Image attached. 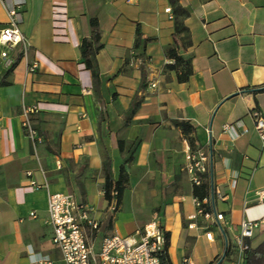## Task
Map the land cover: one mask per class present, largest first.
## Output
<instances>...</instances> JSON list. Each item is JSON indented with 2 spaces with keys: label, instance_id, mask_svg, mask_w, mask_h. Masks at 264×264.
<instances>
[{
  "label": "crops",
  "instance_id": "1",
  "mask_svg": "<svg viewBox=\"0 0 264 264\" xmlns=\"http://www.w3.org/2000/svg\"><path fill=\"white\" fill-rule=\"evenodd\" d=\"M24 2L18 29L29 48L13 50L18 61L9 74L0 58V264H63L46 211L48 195L58 193L90 209L97 227L83 232L95 249L104 237L134 235L155 219L168 235L170 264L219 262L223 236L214 219L196 212L184 171L190 146L175 122L188 123L190 148L208 154L203 181L208 177L207 198L227 236L243 220L264 219L257 195L264 141L249 117L251 110L264 117V0ZM7 8L0 0V29ZM91 20L102 44L96 83L79 49ZM170 47L190 66L183 82L180 68H167ZM33 106L34 142L21 127L23 109ZM234 123L247 131L236 139L222 130ZM106 159L113 180L120 166L128 177L114 212L103 193ZM30 181L47 188L35 190ZM262 234L256 230L249 244Z\"/></svg>",
  "mask_w": 264,
  "mask_h": 264
},
{
  "label": "built area",
  "instance_id": "2",
  "mask_svg": "<svg viewBox=\"0 0 264 264\" xmlns=\"http://www.w3.org/2000/svg\"><path fill=\"white\" fill-rule=\"evenodd\" d=\"M136 0H125L131 4ZM3 4H8L7 21L0 29V58L5 65L10 68L14 64L11 56L16 48H20L25 54L29 48V42L18 29L21 18L24 0H2ZM170 13V8L165 9ZM37 69V62H31L27 71L34 73ZM154 86V85H152ZM37 112V108L27 107L23 109V119L21 127L25 137L35 141L36 132L33 129L29 116ZM254 129L261 141H264V117L258 110L249 112ZM224 133L236 139L246 133V129L240 128L237 123L225 124L222 127ZM184 171L192 186H199L203 182V176H207L208 154L201 148L191 149L187 147L184 152ZM208 180V177H207ZM33 189L47 188V184L38 185L30 181ZM261 200L264 197V189L258 193ZM111 210H114L115 202L112 201ZM196 212L205 220L214 219L218 223L219 230L223 236L225 245L224 257L229 259L230 264H244L246 251L249 250V240L253 238L256 230H264V219L243 220L239 224L238 232L230 238L224 232L219 222L223 220V215L217 213L209 198L199 200L193 198ZM48 222L52 226V244L61 254L63 264H161V256L165 251V236L158 222L153 219L143 226L134 235L119 236L113 234L101 240L97 249L89 243L84 235V225L91 229H96V223L89 218V208L78 204L70 194H49L47 198ZM35 217L32 212L29 214ZM206 240L212 241V233L207 230L204 234ZM228 251V252H227ZM49 264V263H42ZM183 264H191L188 258L183 259ZM213 264H218L214 262Z\"/></svg>",
  "mask_w": 264,
  "mask_h": 264
},
{
  "label": "trees",
  "instance_id": "3",
  "mask_svg": "<svg viewBox=\"0 0 264 264\" xmlns=\"http://www.w3.org/2000/svg\"><path fill=\"white\" fill-rule=\"evenodd\" d=\"M91 33L88 38H83L80 43V54L82 62L88 70L92 73L93 81L97 82V73L95 71V56L96 53L102 48V44L100 43V34L97 28L96 20L90 21ZM176 30L177 32H184V27L182 26L181 21H176ZM166 55L169 59L173 60V64L167 65L169 70H175L180 68L181 75L178 79L183 82L189 76L191 70L188 63H186L182 57H180L175 48L170 47L166 51ZM18 57L14 60V64L9 68L7 74L12 70L14 65L17 63ZM2 84H5V81H1ZM175 126L179 127L182 131V134L186 137L189 146L193 148L194 141L190 136L193 132L192 127L186 122H175ZM120 149L122 148V144L119 145ZM132 161V155L125 161L128 163ZM103 172H104V182H103V193L105 201L110 204L112 201L115 202L114 210L118 207L124 187L127 183V174L123 168L120 166L118 171V176L115 180H113L111 176L110 170V161L106 159L103 164ZM192 194L194 197L202 200L207 198L209 195V184L206 181H203L199 186H193ZM165 236V251L161 256V264H170L167 256V245H168V235L164 233ZM228 252V251H227ZM227 256V253H225ZM244 264H264V234H262L261 240L254 246H251L248 251L245 253Z\"/></svg>",
  "mask_w": 264,
  "mask_h": 264
},
{
  "label": "water",
  "instance_id": "4",
  "mask_svg": "<svg viewBox=\"0 0 264 264\" xmlns=\"http://www.w3.org/2000/svg\"><path fill=\"white\" fill-rule=\"evenodd\" d=\"M210 160H211V152H210ZM210 183H212V173H210ZM224 256H225V249H224V252H223L218 264L224 259Z\"/></svg>",
  "mask_w": 264,
  "mask_h": 264
},
{
  "label": "rangeland",
  "instance_id": "5",
  "mask_svg": "<svg viewBox=\"0 0 264 264\" xmlns=\"http://www.w3.org/2000/svg\"><path fill=\"white\" fill-rule=\"evenodd\" d=\"M112 212H114V210H112ZM260 240H261V239H260ZM260 240L256 241L255 243L257 244ZM97 243H98V242H97ZM255 243H254V244H255ZM256 244H255V245H256Z\"/></svg>",
  "mask_w": 264,
  "mask_h": 264
}]
</instances>
